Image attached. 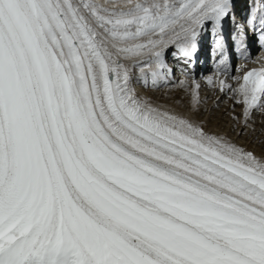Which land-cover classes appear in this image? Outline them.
<instances>
[{"label":"snow or ice","instance_id":"6c2138e0","mask_svg":"<svg viewBox=\"0 0 264 264\" xmlns=\"http://www.w3.org/2000/svg\"><path fill=\"white\" fill-rule=\"evenodd\" d=\"M234 9L0 0V264H264V157L134 87H158L168 53L189 61L209 26L227 73L228 19L239 55L249 32L264 48V0L242 23ZM243 81L247 126L264 107V69Z\"/></svg>","mask_w":264,"mask_h":264},{"label":"bare ground","instance_id":"6f19581e","mask_svg":"<svg viewBox=\"0 0 264 264\" xmlns=\"http://www.w3.org/2000/svg\"><path fill=\"white\" fill-rule=\"evenodd\" d=\"M160 2H163V0H160ZM245 7H247V4H245ZM243 11L244 7L240 6L238 13ZM168 57H170V52L167 55V64L169 63ZM246 63L248 64V62ZM252 69H255V67ZM234 74V72L231 74L208 72L205 80L197 75L194 78L184 80L167 78L158 87L152 86L151 83L137 84L141 82L135 83L134 87L138 95L153 106L190 118L209 134L221 137L245 151H251L257 158L264 157L262 151L264 149V109L258 108L251 111L248 114L247 126H245L246 105L241 92L243 78L241 79ZM209 78L212 80L211 83H209ZM220 80H225L226 84L231 85V90L226 88L224 91H220ZM197 85H199L198 88ZM210 87L212 88V94L204 92L205 89ZM230 94H233V97H229ZM196 96L199 97V104L196 102ZM223 101L226 103L222 105ZM222 106L224 111L222 116L219 117L217 110L221 109ZM237 108L239 110H235ZM226 112L228 117L229 113H232L229 121L224 117L227 116ZM250 123L255 124V127L251 128Z\"/></svg>","mask_w":264,"mask_h":264},{"label":"rangeland","instance_id":"374dc122","mask_svg":"<svg viewBox=\"0 0 264 264\" xmlns=\"http://www.w3.org/2000/svg\"><path fill=\"white\" fill-rule=\"evenodd\" d=\"M208 89H210V90H208ZM208 89H205L204 92H208V93L212 94V92H211V91H212V90H211L212 88L210 87V88H208ZM213 95L215 96L216 94H213ZM213 95H212V96H213ZM231 96L233 97V94H230L229 97H231ZM237 100H238V98H237ZM238 101H239V100H238ZM223 102H224V101H223ZM225 103H226V102L222 103V105L225 104ZM222 109H223V106H222L221 109L217 110V114H219V117L222 116V114H223L224 109H223V110H222ZM221 110H222V111H221ZM235 110H239V109L237 108V109H235ZM221 112H222V113H221ZM231 112H232V111H231ZM231 112L229 113V117H231V115H232ZM225 114H227V116L225 115L224 117L226 118L227 121H229L228 113L226 112ZM233 114H234V113H233ZM255 116H256V115H255ZM256 117H258V116H256ZM256 117H255V118H256ZM255 118H254V119H255ZM235 119H237V118L235 117ZM232 120H233V119H232ZM257 120H258V119H257ZM227 121H226V122H227ZM226 124H227V123H226ZM250 124H251L250 126H252L251 128H254V127H255V124H252V123H250ZM248 129H249V127L247 128V130H248ZM262 151L264 152V149H262Z\"/></svg>","mask_w":264,"mask_h":264}]
</instances>
